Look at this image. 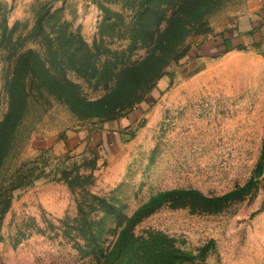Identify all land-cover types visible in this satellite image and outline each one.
<instances>
[{"label": "rangeland", "instance_id": "1", "mask_svg": "<svg viewBox=\"0 0 264 264\" xmlns=\"http://www.w3.org/2000/svg\"><path fill=\"white\" fill-rule=\"evenodd\" d=\"M254 1L154 0L155 34L181 11L154 82L146 65L132 94L112 93L115 79L66 68L77 97L29 74L12 104L14 54L49 55L42 9L99 70L146 59L155 40L131 32L147 0H0V264L106 262L134 215L114 264H264V50L202 48Z\"/></svg>", "mask_w": 264, "mask_h": 264}, {"label": "trees", "instance_id": "2", "mask_svg": "<svg viewBox=\"0 0 264 264\" xmlns=\"http://www.w3.org/2000/svg\"><path fill=\"white\" fill-rule=\"evenodd\" d=\"M153 2L154 0H147L145 7L137 9L131 32L134 40H139L140 38L142 40H155V46L151 49L149 56L146 59L127 63L118 71L111 68L114 64L110 65L111 67L104 68V70H99L95 60L93 59L94 54L92 53V48L80 36L76 37L72 33H69L68 38H66V30L63 27H60V30L54 29L53 31H50V21L53 17V13L50 8H46L45 10L42 9L35 23L34 33L47 42L49 55L48 57H44L43 54H40L33 48L18 51V53L14 54L15 59L13 61V76L9 81V91L12 104H15L17 100L19 102L25 98L24 81L29 74L35 77V79L41 84H54V86H59V88L64 89L67 94H72L73 97H77L73 88L70 89L67 85H63L58 79L57 72H64L66 68L73 69L78 74L98 76L101 80H104L107 83L108 81H113L115 79L116 84L112 93L129 92V94H132V90L136 88L135 84L140 82V79L142 78V69L146 65L148 66L147 73L149 74L147 82H154L158 74V69H156V63L153 59H158L159 57L157 56H159V52L163 50V48L165 51L169 46V42L167 39L165 40L164 36L169 38L171 35V37L175 39L172 28L174 21L180 19L181 11L179 14L177 13L176 16L170 20V22H168L164 29L159 30L158 34H155V31L161 26L163 12L160 9V3ZM52 32L56 34V37H53ZM11 33L12 32L8 29L7 24L4 23L0 37L2 39L6 36L10 38L12 37ZM218 33H222V30ZM57 40L60 41V43L55 46L54 43ZM233 47L234 46L230 45L223 50H217L215 55L227 52ZM64 78V82L72 85L66 77ZM137 98H140L139 95L135 97V99ZM69 184L71 185V182ZM93 197L96 199V203L95 201L90 203L91 209L98 207L112 209V204L110 202H106V199L103 197ZM79 209L80 212H85L82 204ZM113 209L115 208L113 207ZM117 217L119 219L122 218V214L118 213ZM137 221L138 218H135V215L129 219H125L123 223L124 227L117 238L113 249L108 254H101L102 257L106 259V262H102L101 258L98 260V264H114L118 260L121 249L114 251L115 246L124 241L125 237L129 233V230L133 228Z\"/></svg>", "mask_w": 264, "mask_h": 264}, {"label": "crops", "instance_id": "3", "mask_svg": "<svg viewBox=\"0 0 264 264\" xmlns=\"http://www.w3.org/2000/svg\"><path fill=\"white\" fill-rule=\"evenodd\" d=\"M230 45L234 46L230 51L240 48L264 50V0H255L244 16L222 33L217 32L202 48L205 52H215Z\"/></svg>", "mask_w": 264, "mask_h": 264}]
</instances>
